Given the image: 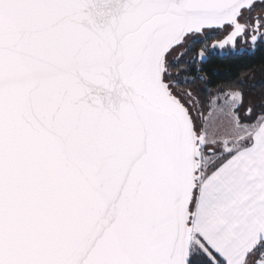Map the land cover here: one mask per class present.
Returning <instances> with one entry per match:
<instances>
[{"label":"snow or ice","instance_id":"1","mask_svg":"<svg viewBox=\"0 0 264 264\" xmlns=\"http://www.w3.org/2000/svg\"><path fill=\"white\" fill-rule=\"evenodd\" d=\"M264 0H0V264H264Z\"/></svg>","mask_w":264,"mask_h":264},{"label":"trees","instance_id":"2","mask_svg":"<svg viewBox=\"0 0 264 264\" xmlns=\"http://www.w3.org/2000/svg\"><path fill=\"white\" fill-rule=\"evenodd\" d=\"M258 74H264V51L257 52L254 56L237 59L231 58H211L207 64L214 80H224L235 76L242 68L253 67ZM255 73V74H256ZM264 78H260L258 81Z\"/></svg>","mask_w":264,"mask_h":264},{"label":"flooded vegetation","instance_id":"3","mask_svg":"<svg viewBox=\"0 0 264 264\" xmlns=\"http://www.w3.org/2000/svg\"><path fill=\"white\" fill-rule=\"evenodd\" d=\"M214 57H219V58H231V56H224V55H215V56H213L212 58H214ZM209 63V62H208ZM205 68L207 69V64L205 65Z\"/></svg>","mask_w":264,"mask_h":264},{"label":"rangeland","instance_id":"4","mask_svg":"<svg viewBox=\"0 0 264 264\" xmlns=\"http://www.w3.org/2000/svg\"><path fill=\"white\" fill-rule=\"evenodd\" d=\"M260 78H264V74L262 73H260V74H258V73H256L255 74V79L258 81Z\"/></svg>","mask_w":264,"mask_h":264}]
</instances>
